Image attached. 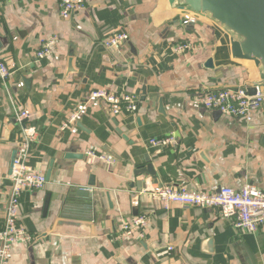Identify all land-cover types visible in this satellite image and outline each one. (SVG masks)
I'll return each instance as SVG.
<instances>
[{
	"label": "crops",
	"instance_id": "obj_1",
	"mask_svg": "<svg viewBox=\"0 0 264 264\" xmlns=\"http://www.w3.org/2000/svg\"><path fill=\"white\" fill-rule=\"evenodd\" d=\"M83 1L62 19L58 0H0V62L10 72L0 80V228L22 139L16 111L28 113L23 123L35 131L28 166L49 172L42 190L20 196L18 221L34 241L14 245L8 264H264V228L237 232L216 209L164 206L147 192L159 185L134 176L150 159L161 186L214 193L252 184L264 192V106L246 122L195 104L203 90L255 82L253 64L231 59L228 36L214 24L198 18L184 25L187 13L171 10L167 0ZM118 31L128 41L103 48ZM50 42V55L37 60ZM178 43L196 50L177 55ZM209 58L213 69L205 67ZM97 90L135 97L137 111L113 117L90 99ZM169 135L176 146L148 145ZM78 189L95 199L77 217L91 225L90 235L65 228L52 234ZM140 215L149 217L145 238H125L123 223Z\"/></svg>",
	"mask_w": 264,
	"mask_h": 264
},
{
	"label": "built area",
	"instance_id": "obj_2",
	"mask_svg": "<svg viewBox=\"0 0 264 264\" xmlns=\"http://www.w3.org/2000/svg\"><path fill=\"white\" fill-rule=\"evenodd\" d=\"M83 7V0H58V12L62 19H69ZM197 19V17L187 14L184 16L183 24L194 23ZM127 41V33L118 31L105 38L102 46L105 49H112ZM50 45L52 42L46 44L36 53L37 60H42L50 55ZM195 50V47L189 43H178L173 48L177 55ZM9 76L10 72L7 66L0 62V80L5 82ZM90 99L105 103L113 117L134 114L137 111L136 98L130 95L97 90L91 93ZM195 104L203 110L217 112L224 117L250 122L253 115L264 106V95L256 93L250 96L245 87L215 91L203 90L196 96ZM15 118L21 125L22 139L16 148L8 177L10 190L5 207L4 223L0 228V264H8L10 251L14 245H28L34 241V237L18 221L20 196L25 191H40L46 185L44 175L33 171L28 166L29 146L35 138V131L33 127L23 122L30 116L25 111H16ZM74 120L75 116L70 117L67 124L63 126L66 127ZM148 145L161 151L176 146L177 139L174 135H169L151 139ZM86 155L97 157L106 164L112 163L111 158L106 156L95 155L92 152H88ZM147 192L152 199L163 203L164 206L176 204L198 209H216L223 218L231 221L232 227L237 232L254 234L264 228V192L252 184H244L237 190L222 188L214 193L189 192L183 187L170 186H155ZM148 225L149 217L135 216L130 222L123 223L122 234L125 238L142 240L145 238V230ZM168 251H172V248L169 247Z\"/></svg>",
	"mask_w": 264,
	"mask_h": 264
},
{
	"label": "water",
	"instance_id": "obj_3",
	"mask_svg": "<svg viewBox=\"0 0 264 264\" xmlns=\"http://www.w3.org/2000/svg\"><path fill=\"white\" fill-rule=\"evenodd\" d=\"M167 5L171 10L204 19L221 29L228 36L231 59L251 62L256 70L257 80L245 87L248 95L253 96L256 93L264 95V0H167ZM2 42L0 40V49L5 40ZM74 55V47H71L69 62ZM205 67L213 69L210 58L205 62ZM106 152L114 155L109 150ZM78 157L81 156L75 154L66 156L67 159ZM13 158L14 156L11 161ZM134 176H149L152 183L162 187L150 159L143 161L142 167L136 169ZM45 180L46 183L49 181V172ZM92 180L91 177L89 187L94 186ZM93 199L92 193L86 189L75 190L68 197L61 212L62 218L66 220H59L52 234H57L65 228L82 232L85 236L90 235L91 225L78 220L77 217L79 213L91 208Z\"/></svg>",
	"mask_w": 264,
	"mask_h": 264
}]
</instances>
